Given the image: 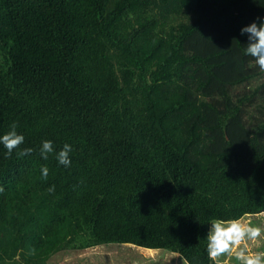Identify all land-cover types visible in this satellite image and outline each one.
<instances>
[{"label":"trees","instance_id":"16d2710c","mask_svg":"<svg viewBox=\"0 0 264 264\" xmlns=\"http://www.w3.org/2000/svg\"><path fill=\"white\" fill-rule=\"evenodd\" d=\"M261 19L264 0H0V136L25 137L0 144V264L111 243L212 264L213 219L264 213V73L240 33Z\"/></svg>","mask_w":264,"mask_h":264},{"label":"clouds","instance_id":"9594fccd","mask_svg":"<svg viewBox=\"0 0 264 264\" xmlns=\"http://www.w3.org/2000/svg\"><path fill=\"white\" fill-rule=\"evenodd\" d=\"M259 19V18H258ZM241 35L247 34L248 43L245 54L254 58L259 70L264 73V19L259 23L253 21L249 25L241 28ZM17 124L13 123L10 130L0 136V144L7 149L8 155L24 143L25 137L16 131ZM73 148L65 143L63 148L56 153V159L60 165L69 167L71 165L70 153ZM32 152L31 148L24 149L17 153L22 157ZM54 152V145L51 140L42 142L40 149L41 157L48 159V154ZM49 168L42 166L41 177L47 180ZM4 189L0 186V192ZM54 191V186L48 189ZM207 233L206 251L212 264H222L225 257H233L237 264H264V251H252L248 247V241L264 240V227H261L244 217L231 219H213ZM243 245V246H242ZM183 264H189L188 260H183Z\"/></svg>","mask_w":264,"mask_h":264},{"label":"rangeland","instance_id":"374dc122","mask_svg":"<svg viewBox=\"0 0 264 264\" xmlns=\"http://www.w3.org/2000/svg\"><path fill=\"white\" fill-rule=\"evenodd\" d=\"M246 220L264 227V213L244 216ZM252 251H264V240L248 241ZM243 246V245H242ZM142 248L132 244H104L79 250H63L48 264H183L177 253ZM222 264H237L233 257H225Z\"/></svg>","mask_w":264,"mask_h":264}]
</instances>
